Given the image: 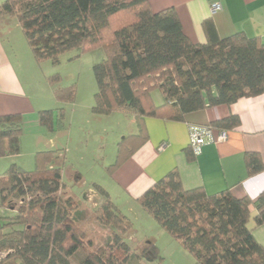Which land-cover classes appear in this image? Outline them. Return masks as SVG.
Listing matches in <instances>:
<instances>
[{
    "label": "trees",
    "instance_id": "1",
    "mask_svg": "<svg viewBox=\"0 0 264 264\" xmlns=\"http://www.w3.org/2000/svg\"><path fill=\"white\" fill-rule=\"evenodd\" d=\"M15 15L34 59L58 62L62 53L104 50L92 66L96 93L92 112L114 110L133 116L137 133L118 145L110 174L148 139L145 117L182 121L184 115L241 97L264 93V42L243 32L221 38L211 19L203 21L205 43L185 35L174 8L152 12L147 0H3L0 16ZM51 82H57L53 75ZM163 102L156 105L151 91ZM75 87L55 88L59 102L72 101ZM53 110L39 112L40 123L53 128ZM62 110L58 118H62ZM230 129L236 116L210 123ZM20 115L0 116V157L21 152ZM190 149V148H189ZM191 151V150H190ZM35 168L11 164L0 175V264H140V258L161 260L149 241L140 254L131 251L126 236L128 218L109 194L94 184L104 198L95 213L111 236L100 246L85 242L79 225L84 212L72 196L62 197L64 156L57 150L38 151ZM248 174L264 170L256 153H246ZM18 201L7 216L9 202ZM136 201L200 264H264V247L249 227L264 223V192L252 202L235 198L228 189L208 194L203 187L183 188L173 169L149 186ZM250 206L257 213L252 216ZM82 248L86 254L76 263ZM147 254L150 256L147 257Z\"/></svg>",
    "mask_w": 264,
    "mask_h": 264
},
{
    "label": "crops",
    "instance_id": "2",
    "mask_svg": "<svg viewBox=\"0 0 264 264\" xmlns=\"http://www.w3.org/2000/svg\"><path fill=\"white\" fill-rule=\"evenodd\" d=\"M2 2L0 0V4ZM147 2L152 12L174 8L183 32L193 43L206 42L202 26L206 19L212 20L221 38L243 32L264 42V0ZM214 2H219L221 8L211 12ZM6 22L7 16H0V116L20 115L22 137L19 154L0 157V175L11 164L31 170L30 161L35 153L50 150L43 141L47 130L40 123L39 112L52 104L55 90L45 76L42 78L38 74L36 60L24 59L15 51L5 31ZM162 102L158 98L154 101L156 105ZM229 116L238 117L239 124L225 129L226 139L202 146L200 154L194 156L189 149L188 125L210 124ZM144 124L147 141L111 174L112 181L122 189L124 196L136 199L173 169L178 171L185 189L201 186L208 194L228 189L233 197H248L252 202L264 192V170L248 174L245 163L248 152L256 153L264 163V93L187 113L182 121L145 117ZM218 130L215 128L216 132ZM135 133L137 126L131 134ZM162 142L167 145L159 151L158 146ZM108 194L112 199L109 191ZM250 211L252 216L257 213L254 206H250ZM248 225L254 239L264 247V223L255 225L251 219Z\"/></svg>",
    "mask_w": 264,
    "mask_h": 264
},
{
    "label": "rangeland",
    "instance_id": "3",
    "mask_svg": "<svg viewBox=\"0 0 264 264\" xmlns=\"http://www.w3.org/2000/svg\"><path fill=\"white\" fill-rule=\"evenodd\" d=\"M5 31L18 55L34 62L33 54L15 15L7 16ZM103 58V49L85 51L79 56H76L75 50H71L62 53L56 63L49 59L35 63L38 74L42 78L45 76L47 82L54 88L75 87L72 101L58 102L53 93L52 104L47 109L54 111L53 128L46 129L47 133L43 137L47 149L57 150L64 156L62 166L64 187L60 194L64 198L72 196L78 200L79 209L84 212L78 223L85 233V242L89 240L92 242L88 250L102 245L111 236L110 230L100 224L95 213L104 202V198L94 188L96 184L107 193L110 192L111 200L128 218L131 232L127 234L126 242L131 251L140 254L149 241L157 246L162 259L153 261L142 257L139 259L140 264H200L142 208L136 199L124 196L121 193L122 189L112 181L109 171L116 160L118 145L124 137L136 131V124L130 115L119 110L107 115L92 112L97 90L92 66ZM53 75L58 76L57 82L50 81L49 78ZM151 97L153 101L157 98L163 100L158 89L151 91ZM59 109L63 115L61 120L58 118ZM30 163L29 167L33 170L34 158ZM9 206L13 207L3 210L2 213L12 216L19 202L11 200ZM86 252L87 250L82 248L73 261L76 263ZM3 256L4 252H0V259ZM148 256L150 255L147 254Z\"/></svg>",
    "mask_w": 264,
    "mask_h": 264
},
{
    "label": "built area",
    "instance_id": "4",
    "mask_svg": "<svg viewBox=\"0 0 264 264\" xmlns=\"http://www.w3.org/2000/svg\"><path fill=\"white\" fill-rule=\"evenodd\" d=\"M221 8L219 2L211 4V12H215ZM225 129H220L217 132L211 124H189L188 136H189V148L194 156H197L201 152L202 146L217 141L225 140L227 137ZM167 143L162 142L158 146V150L161 151L166 147Z\"/></svg>",
    "mask_w": 264,
    "mask_h": 264
}]
</instances>
